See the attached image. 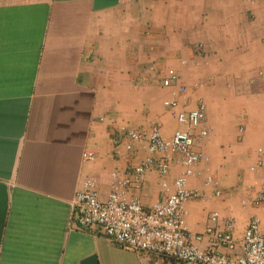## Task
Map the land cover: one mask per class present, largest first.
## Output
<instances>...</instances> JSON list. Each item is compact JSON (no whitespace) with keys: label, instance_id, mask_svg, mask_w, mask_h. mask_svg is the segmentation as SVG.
Segmentation results:
<instances>
[{"label":"crops","instance_id":"crops-1","mask_svg":"<svg viewBox=\"0 0 264 264\" xmlns=\"http://www.w3.org/2000/svg\"><path fill=\"white\" fill-rule=\"evenodd\" d=\"M169 68L188 86L180 109L202 99L210 128V159L189 180L206 198L187 202V222L202 232L217 210L214 226L234 216L237 238L254 215L264 228V199L242 203L264 182V168L251 169L264 147V0H0V264H172L71 222L86 176L107 200L112 171L132 176L149 155L147 143L125 149L122 127L157 124L165 139L181 127L164 105L177 90L162 83ZM163 178L151 167L140 188L120 189L150 209Z\"/></svg>","mask_w":264,"mask_h":264},{"label":"built area","instance_id":"built-area-1","mask_svg":"<svg viewBox=\"0 0 264 264\" xmlns=\"http://www.w3.org/2000/svg\"><path fill=\"white\" fill-rule=\"evenodd\" d=\"M203 48L196 44V51ZM185 62V61H183ZM164 86L177 84L173 97L164 100V105L181 124L171 138H163L160 128L153 124L149 129L122 127L120 133L125 136V149L132 150L135 144L147 143L149 155L134 168L132 176H122L119 169L111 173L112 183L107 200L99 197L98 181L86 176L82 187L71 202V222L81 230L101 229L108 240L123 249L156 255L160 260L172 264H264V228L258 215L250 218L248 225L239 238L233 234L236 223L234 216L223 219L224 227H215L220 212L210 214L211 224L202 232L194 231L186 219V204L190 200L205 199V193L189 186L192 177L200 175L197 167L202 161L208 162L206 153L210 128L203 125L206 118V104L199 99L195 108L180 109L177 92L186 93L188 86L181 82V76L174 68H169L162 80ZM203 85L202 82L198 84ZM242 128V127H241ZM117 142V152L120 145ZM197 142L204 143L200 150ZM261 156L251 169L264 168V147L259 148ZM154 154H160L155 159ZM179 154L180 173L172 180L167 178L171 163ZM91 150L83 152L84 160H94ZM155 168L164 178L160 185L163 190L161 199L145 209L140 199L128 194L127 185L140 188L148 168ZM205 184L212 186L215 195H220L218 182L213 174L205 175ZM264 199V182L262 189L254 196L244 199V205L258 204ZM204 237L205 240H204ZM242 248L243 253L229 256L221 247Z\"/></svg>","mask_w":264,"mask_h":264},{"label":"water","instance_id":"water-1","mask_svg":"<svg viewBox=\"0 0 264 264\" xmlns=\"http://www.w3.org/2000/svg\"><path fill=\"white\" fill-rule=\"evenodd\" d=\"M95 256H92L90 259L86 260V262H90L91 260H94Z\"/></svg>","mask_w":264,"mask_h":264}]
</instances>
